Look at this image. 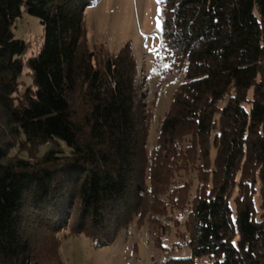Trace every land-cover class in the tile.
Masks as SVG:
<instances>
[{"label":"trees","instance_id":"1","mask_svg":"<svg viewBox=\"0 0 264 264\" xmlns=\"http://www.w3.org/2000/svg\"><path fill=\"white\" fill-rule=\"evenodd\" d=\"M92 1L0 0V112L15 140L0 139V264H63L72 210V235L107 244L136 219L160 246L173 192L189 189L173 186L181 172L198 183L190 256L165 264H264V0H161L165 59L182 80L149 151L132 46L90 40ZM23 12L44 31L25 61L13 33ZM24 68L32 86L16 97Z\"/></svg>","mask_w":264,"mask_h":264},{"label":"rangeland","instance_id":"2","mask_svg":"<svg viewBox=\"0 0 264 264\" xmlns=\"http://www.w3.org/2000/svg\"><path fill=\"white\" fill-rule=\"evenodd\" d=\"M161 20V0H94L84 9V27L92 42L105 45L112 54H116L127 42L132 46L137 63L135 81L144 94L147 109L152 112L146 142L147 151L155 140L159 122L171 95L182 80V72L172 68L165 59L162 38L153 34L160 31ZM13 33L16 38L22 39L28 45L27 53L23 57L24 61L38 52L43 42L44 31L37 18L23 12L13 25ZM19 81L16 97L20 96L27 87L32 86L28 68H24ZM76 100L75 104L81 103L79 99ZM5 121V117L0 112V139L13 144L15 140L9 138V128L6 127ZM62 147L64 153L68 154L69 149L63 144ZM48 148L49 145L39 147L38 156ZM26 150H19L15 146L10 154L25 157L28 156ZM211 154L213 157L214 150ZM188 181H190L189 189L174 191L173 198L167 205L166 216L162 219L167 232L161 236L160 246H156L150 238L147 224L139 228L136 219L116 239L107 241V244L94 243L84 234L72 235L70 229L75 217V212L72 210L71 218L66 220L64 229L59 235L61 242L59 255L63 264H165L169 259L189 257L185 221L198 185L195 172H181L173 186ZM259 202L257 195V207ZM195 262L208 264L209 259L204 257L196 259Z\"/></svg>","mask_w":264,"mask_h":264},{"label":"bare ground","instance_id":"3","mask_svg":"<svg viewBox=\"0 0 264 264\" xmlns=\"http://www.w3.org/2000/svg\"><path fill=\"white\" fill-rule=\"evenodd\" d=\"M159 33L160 34V31H156V32H153V34H155V33ZM158 38H161V34H160V36H157Z\"/></svg>","mask_w":264,"mask_h":264},{"label":"built area","instance_id":"4","mask_svg":"<svg viewBox=\"0 0 264 264\" xmlns=\"http://www.w3.org/2000/svg\"><path fill=\"white\" fill-rule=\"evenodd\" d=\"M154 36H160V34H154Z\"/></svg>","mask_w":264,"mask_h":264}]
</instances>
